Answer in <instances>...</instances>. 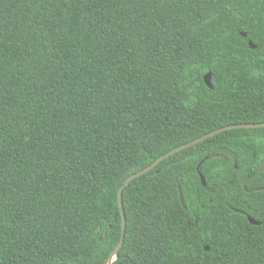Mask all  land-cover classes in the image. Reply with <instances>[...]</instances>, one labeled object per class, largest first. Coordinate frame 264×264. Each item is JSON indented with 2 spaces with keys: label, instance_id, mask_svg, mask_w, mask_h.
<instances>
[{
  "label": "trees",
  "instance_id": "trees-1",
  "mask_svg": "<svg viewBox=\"0 0 264 264\" xmlns=\"http://www.w3.org/2000/svg\"><path fill=\"white\" fill-rule=\"evenodd\" d=\"M262 121L264 0H0V264H105L127 176ZM263 161L232 128L133 178L111 264H264Z\"/></svg>",
  "mask_w": 264,
  "mask_h": 264
},
{
  "label": "water",
  "instance_id": "water-1",
  "mask_svg": "<svg viewBox=\"0 0 264 264\" xmlns=\"http://www.w3.org/2000/svg\"><path fill=\"white\" fill-rule=\"evenodd\" d=\"M242 36H246V34L244 32H241L240 33ZM248 44L250 47H255V45L249 40L248 41ZM210 77H211V74L210 72H207L204 76H203V79H204V82L205 84L208 86V87H211V81H210ZM240 127H264V121L262 122H245V123H235V124H228V125H224V126H221V127H218V128H215L209 132H206L194 139H191L185 143H182L180 145H177L173 148H171L170 150H168L167 152L161 154L160 156H158L156 159H154L150 164L146 165L145 167L139 169L138 171L136 172H133L132 174H130L129 176H127L122 184L119 186L118 190H117V202H118V206H119V210H120V214H121V233H120V238L117 242V244L114 246V248L108 253L106 259H105V264H111L112 261L117 257V254H118V251L119 249L121 248L122 246V243H123V238H124V231H125V215H124V211H123V206H122V200H121V196H122V190L123 188L135 177L137 176H140L146 172H148L149 170H151L152 168H154L157 164H159L163 159H165L166 157L170 156L171 154L181 150V149H184L186 147H189L193 144H196L200 141H203L204 139L210 137V136H213L215 135L216 133H219L221 131H224V130H228V129H232V128H240ZM199 165L200 163L197 165V172H198V175H199V178H200V182L202 185L205 184V180H204V177L202 175V173L199 171ZM264 165V161L261 163V165L257 168V170L251 174L250 176H248L247 178H245L242 182V187L245 189V184L246 182L251 179L255 174H257L263 167ZM257 190H260V189H264V188H256ZM247 217V220L251 223V224H259L258 221H256L255 219H253L252 217H250L249 215H246ZM204 249H208L207 246L204 247Z\"/></svg>",
  "mask_w": 264,
  "mask_h": 264
}]
</instances>
